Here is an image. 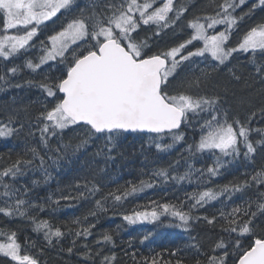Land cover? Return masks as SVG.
<instances>
[{
	"label": "snow or ice",
	"instance_id": "1",
	"mask_svg": "<svg viewBox=\"0 0 264 264\" xmlns=\"http://www.w3.org/2000/svg\"><path fill=\"white\" fill-rule=\"evenodd\" d=\"M247 3L248 0H209L211 12L195 14L185 21L190 3L178 4L177 0H86L84 7L77 0H0V61L25 57L22 65L13 64L0 72V91L25 86L37 88L46 101L34 118L29 116L30 106L0 118V139L18 137L26 126L29 129L26 137L35 138L39 133L37 143L30 144L26 139L23 153H17L13 162L0 168V214L27 218L33 231L43 232L49 245L71 235L75 247L80 238L92 235L95 224L87 223L89 217L106 213L109 206L118 208L157 183L187 182L195 187L178 203L150 201L148 205H137L123 214V220L134 225L169 217L168 226L185 233L190 231L193 221L203 220L213 226L219 222L222 232L229 237L235 235V243L221 237L209 249L202 250V244L190 237L192 243L168 253L175 260L164 259L167 250L150 249L152 254L139 260L133 252V264H184L185 257L180 253L186 249L194 250L193 264H228L229 259L232 264H264V228L257 231L256 224L264 217V191H259L264 187V166L245 172L247 179L208 187L235 161L241 157L252 161L258 147H264V128L251 126L257 112L264 117V102L256 108L250 98H241V106L247 103L253 108L243 118L225 107L227 85L241 80L237 67H229L234 55L247 54V63L254 69L251 74L254 82L264 85V18L237 36V43L229 47L232 37L240 32V24L258 9L264 10V0H256L246 12L236 15ZM55 19L61 20L59 30H52L37 48L35 38ZM178 27L181 31L190 29L191 35L164 48L149 43L154 37ZM146 29L153 31L142 37L140 33ZM194 42L200 46L194 47ZM29 51L39 54L30 57ZM49 64L59 70V75L44 73L38 81L13 83L22 69L38 74ZM201 64L204 66L200 67ZM186 66L190 68L180 76ZM225 70L229 80H217ZM261 95L264 96V88ZM20 112L24 113L23 118ZM73 128L85 129V136L75 144L64 142L63 134ZM182 128L199 133V138L194 137L181 154L183 172L178 171L180 160H176L150 171L141 169L139 180L117 184L108 191H104L105 186L96 174L86 175L76 179L75 195L71 190L64 194V189L57 188L44 203L31 198L35 186L47 184L52 178L49 168L58 170L62 161L86 149L90 143L103 140L96 155L106 161L115 159L111 153L129 134L146 137L145 143L154 147L157 154H166L186 140ZM253 134L259 139L253 140ZM166 139L171 142L164 143ZM52 140H57L55 146ZM204 156L211 163L195 167V161ZM36 170L42 173V181L33 180V188L17 186L19 178ZM253 186L257 188L255 199L228 207L236 193ZM97 195L100 199H95ZM89 199L95 200L93 208L85 216L65 222L64 230L49 220L29 215L35 209L44 211L46 206H59L61 201L71 206L73 201ZM212 202L221 203L216 215H193ZM152 238L153 233L149 232L141 237L140 244H151ZM243 239H248L246 245ZM95 244L115 246L113 236L107 231ZM82 246L87 249L82 255L93 260V264L94 257H100V264H115L114 252L102 255L101 247L93 253L86 243ZM73 247L67 251L72 252ZM0 255L15 264H39L37 258L23 251L17 233L11 230L0 229Z\"/></svg>",
	"mask_w": 264,
	"mask_h": 264
},
{
	"label": "trees",
	"instance_id": "2",
	"mask_svg": "<svg viewBox=\"0 0 264 264\" xmlns=\"http://www.w3.org/2000/svg\"><path fill=\"white\" fill-rule=\"evenodd\" d=\"M77 2L80 7H84L86 4V0H77ZM217 2H219V0H217ZM177 3H190L185 20L191 18L194 12L202 13L204 10L207 12L212 11V8L209 6V0H177ZM247 5L241 6L237 10L236 15L246 12L247 9L251 7V5ZM261 18H264V10L259 9L250 19H245L240 24V32L238 33L242 34L252 24L261 20ZM181 23L183 24L184 22ZM152 31L153 29H146L142 31L140 35L142 37L151 35ZM180 31L179 27L172 31H166L159 37H154L149 40V43L161 48L172 46L188 37L186 31H183L184 33L182 34H180ZM153 50H155V48ZM38 54V51H29L27 53L30 57H35ZM236 56L231 60L229 67H237L238 75L241 76V80L239 82L231 81L227 85L228 92L225 94V107H228L232 114L239 113L243 118L246 114L250 113L253 108L247 103L241 106L239 100L241 98H250L255 107L259 108L261 103L264 102V96L261 95V89L264 88V85L254 82V78L251 75L254 69L247 63L248 55L241 54L240 56L242 57ZM17 59H13L11 62L0 61V72H4L7 67H11L13 64L22 65L25 57L21 56ZM203 66V64L200 65V67ZM189 68L190 66H186L181 69L180 76H183ZM44 73L56 76L59 75V70L52 67L51 64L43 67L38 74H33L27 69H22L21 73L13 79V83H22L29 79L38 81L42 78ZM178 79L173 82L174 85L178 82ZM217 80L221 82L229 80V77L226 75V70L217 77ZM45 102L44 95L37 88L25 86L19 89L10 88L7 91H0V118L6 117L9 113L16 112L24 106H30L29 116L34 118L35 115L42 110V104ZM20 116L23 118L24 113L20 112ZM251 126L254 128H264V117H261L257 112ZM28 131L29 129L26 126L18 137L14 136L10 139H0V157H3V159H0V168L6 166L7 163L13 162L17 157V153H23L26 139L30 144L38 142L39 133L37 132L35 138H28L26 137ZM181 131L186 133V140L177 144L166 154H157L154 147L150 148L149 145L145 143L146 137L129 134L120 140L115 151L111 153L115 159L106 161L103 156L96 155L99 147L103 144V140L101 139L95 141V143H90L86 149H81L80 152L72 155L69 159L62 161L58 170L55 167L49 168L52 178L47 184L41 183L35 186L31 198L35 199L37 203H44L49 193H55L57 188L64 189V194H67L68 191L71 190L73 195H75L76 190L74 184L76 179L86 175L91 176L96 174L97 180L101 185L105 186L104 191H108L111 188H115L117 184L123 185L129 180H139L141 178V169L150 171L153 167L167 166L176 160H180L178 171L183 172L184 160L181 154L187 144L193 142L194 137L196 139L199 138V133L194 132L192 128H182ZM85 134L86 130L82 128L66 130L63 134L64 142H72L75 144L79 139L83 138ZM255 138L259 139V136L255 134ZM170 142V139L164 141V143ZM51 144L55 146L57 140H52ZM41 152L43 154L44 150L41 149ZM9 153H11L10 160ZM36 163L38 164L39 162L37 161ZM208 163H211V160L209 157L204 156L195 161V167H206ZM262 166H264V147H258L252 161L245 160L241 157L226 168L220 177L214 178L212 182L208 184V187L224 185L234 180L239 181L247 179V177L243 175L245 172L251 173ZM101 169H103V171H101ZM143 178L148 179L147 176ZM33 180H43L42 173L39 170H36L34 173L30 171L26 176L19 178L16 184L17 186L27 185L29 188H33L31 183ZM111 181H115V183H110ZM194 187L195 185H189L187 182H182L179 185L175 184V182L168 184L157 183L152 189H146L143 193L138 194L135 198H130L118 208L113 209L109 206V210L106 213H100L96 218H88V224H95V228L92 229V235L87 239L80 238L75 247L72 245L73 237L71 235H66L59 242L54 240L53 243L49 245L44 239L43 232L33 231V225L27 218H9L0 214V229L15 231L17 233L18 242L21 244L23 250H27V252L31 253L41 264H93V260L86 259L82 255L87 251V249L82 246L85 243L92 249L93 253L96 252L97 247L103 249L102 255H111L114 252L116 255L115 264H133L131 255L133 252L136 253V259L139 260L142 256H150L152 254L150 249H153L155 252L167 250L164 259L175 260L176 257H169L168 253L173 249L181 248L192 243L193 241L189 239L190 237H194L196 242L202 244V250L209 249L211 245L221 237H223L225 241H231V243L234 244L235 235L229 237L227 233L222 232L219 222L213 226L208 225L207 222L203 220L199 222L193 221L190 231L185 233L175 227H169V217H162L159 222H142L134 225H130L123 220V214L131 212L137 205H148L150 201L178 203L185 198V193L193 191ZM259 191H264V187H260ZM256 192L257 188L253 186L243 192L236 193L228 207L231 208L250 198L255 199ZM165 193H167V195H165ZM95 199H100V196L97 195ZM94 204V199L73 201L71 202V206H69V202L61 201L59 206H46L44 211L35 209L30 211L29 215L37 216L38 219L49 220L54 225H60L62 230H64L63 224L65 222L74 217L85 216L93 208ZM220 208L221 203L212 202L210 205H206L204 208L195 211L193 215L211 217L216 215ZM252 210L255 211L256 209L253 208ZM262 220H264V217H260L256 222L257 231L264 228V224H261ZM105 231L113 236L115 246L112 244H101L97 246L95 244V241ZM149 232L153 233L152 239L154 242L151 244L145 242L144 245H141V237ZM130 242L131 246H129ZM242 243L246 245L248 239H243ZM69 247H73L72 252L67 251ZM209 254L212 253L209 252ZM216 254L218 255L219 252ZM180 256L185 257L184 264H193V261L196 259L194 250L191 249H186L181 252ZM94 262L95 264H100V257H94ZM228 264H232L230 259Z\"/></svg>",
	"mask_w": 264,
	"mask_h": 264
},
{
	"label": "rangeland",
	"instance_id": "3",
	"mask_svg": "<svg viewBox=\"0 0 264 264\" xmlns=\"http://www.w3.org/2000/svg\"><path fill=\"white\" fill-rule=\"evenodd\" d=\"M253 2H256V0H248V5L247 4H245V5H247V6H250ZM259 10V9H258ZM194 11V10H193ZM203 12H205V10L203 11ZM193 15H195V14H198L197 12H194V13H192ZM58 20L59 21H61L60 19H55V22L54 23H48V27H47V29L46 30H44L43 31V33L42 34H40L39 36H38V38H35V43H36V45H37V47H39V43H40V41L41 40H44L45 38H46V36L48 35V34H50L49 32L50 31H52V30H54V29H56V30H59V26L56 28V26H57V24H59L58 23ZM182 22H184V21H182ZM220 30V28H218L217 27V31H219ZM182 33H184L183 31H180V34H182ZM187 34V33H186ZM191 35V33H190V29H189V35L188 36H190ZM239 35H241V34H239V33H237L236 35H234L233 37H232V41H231V43L229 44V47H231V46H234L236 43H237V36H239ZM188 38V37H187ZM187 38H185V39H187ZM194 47H199L200 46V44L198 43V42H194V45H193ZM189 50H192V48L190 47L189 48ZM18 60V59H17ZM252 139L254 140H256V138H255V134H253V136H252Z\"/></svg>",
	"mask_w": 264,
	"mask_h": 264
},
{
	"label": "flooded vegetation",
	"instance_id": "4",
	"mask_svg": "<svg viewBox=\"0 0 264 264\" xmlns=\"http://www.w3.org/2000/svg\"><path fill=\"white\" fill-rule=\"evenodd\" d=\"M0 264H15L10 258L0 255Z\"/></svg>",
	"mask_w": 264,
	"mask_h": 264
},
{
	"label": "bare ground",
	"instance_id": "5",
	"mask_svg": "<svg viewBox=\"0 0 264 264\" xmlns=\"http://www.w3.org/2000/svg\"><path fill=\"white\" fill-rule=\"evenodd\" d=\"M242 31V30H241ZM241 55V54H240ZM240 55H235L236 57H242V56H240ZM246 56V55H245ZM232 59H234V58H232ZM248 59V58H247ZM20 94V93H19ZM3 100V99H2ZM3 117V116H2Z\"/></svg>",
	"mask_w": 264,
	"mask_h": 264
}]
</instances>
